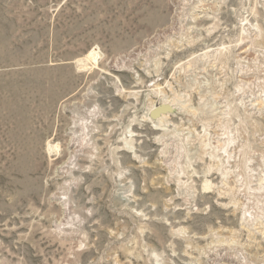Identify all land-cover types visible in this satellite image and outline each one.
<instances>
[{"label":"rangeland","instance_id":"obj_1","mask_svg":"<svg viewBox=\"0 0 264 264\" xmlns=\"http://www.w3.org/2000/svg\"><path fill=\"white\" fill-rule=\"evenodd\" d=\"M263 76L264 0H0V264H264Z\"/></svg>","mask_w":264,"mask_h":264},{"label":"bare ground","instance_id":"obj_2","mask_svg":"<svg viewBox=\"0 0 264 264\" xmlns=\"http://www.w3.org/2000/svg\"><path fill=\"white\" fill-rule=\"evenodd\" d=\"M216 27H217V26H216ZM248 27H249V26H248ZM242 35H243V33H242ZM242 40H243V39H242ZM261 40H262V39H261ZM206 50H208V49H206ZM202 54H203V52H202ZM214 54H215V53H214ZM207 55H208V54H207ZM263 77H264V76H263ZM257 79H258V78H257ZM262 84H263V83H262ZM263 86H264V85H263ZM238 87H239V86H238ZM239 91H240V90H239ZM164 100H165V99H164ZM166 101H167V100H166ZM169 101H171V100H169ZM169 101H168V102H169ZM263 101H264V100H263ZM162 104H163V102H162ZM168 104H169V103H168ZM169 105H171V104H169ZM263 105H264V104H263ZM169 108H170V106H169ZM169 108H168V109H169ZM172 109H173V108H172ZM169 110H170V109H169ZM173 110H174V109H173ZM220 110H221V109H220ZM171 112H172V111H171ZM220 113H221V112H220ZM256 114H258V113H256ZM158 115H160V114L158 113ZM161 115H162V114H161ZM168 115H169V112H168ZM163 116H165V115H163ZM166 116H167V115H166ZM166 116H165V118H166ZM218 117H219V116H218ZM147 118H148V117H147ZM152 118H153V117H152ZM162 118H163V117H162ZM165 118H164V119H165ZM156 119H159V118L157 117ZM160 119H161V118H160ZM219 119H220V118H219ZM152 120H153V119H152ZM161 120H162V119H161ZM165 120H166V119H165ZM236 120H237V119H236ZM162 121H164V120H162ZM167 121H168V120H167ZM158 122H160V121H158ZM158 125H159V124H158ZM69 127H70V126H69ZM159 127H160V125H159ZM219 127H220V126H219ZM219 127H218V128H219ZM239 130H240V129H239ZM222 132H223V131H222ZM74 133H75V132H74ZM227 133H228V132H227ZM222 137H223V136H222ZM223 141H224V140H223ZM49 147H50V146H49ZM52 148H53V147H52ZM52 148H51V149H52ZM49 150H50V149H49ZM229 157H230V156H229ZM229 157H228V158H229ZM171 158H172V157H171ZM228 160H229V159H228ZM169 161H170V160H169ZM50 163H51V162H50ZM203 180H204V179H203ZM206 180H207V179H206ZM207 181H208V180H207ZM203 183H204V182H203ZM205 185H206V183H205ZM205 189H206V188H205ZM206 190H207V189H206ZM243 215H244V214H243ZM246 216H247V215H246ZM244 220H245V219H244ZM244 223H245V222H244ZM218 235H219V234H218Z\"/></svg>","mask_w":264,"mask_h":264},{"label":"water","instance_id":"obj_3","mask_svg":"<svg viewBox=\"0 0 264 264\" xmlns=\"http://www.w3.org/2000/svg\"><path fill=\"white\" fill-rule=\"evenodd\" d=\"M167 108H168L167 105L161 104V105L156 107L155 111L152 112V114H155V112H160V111L166 110Z\"/></svg>","mask_w":264,"mask_h":264}]
</instances>
